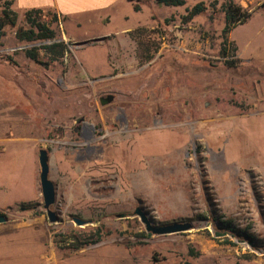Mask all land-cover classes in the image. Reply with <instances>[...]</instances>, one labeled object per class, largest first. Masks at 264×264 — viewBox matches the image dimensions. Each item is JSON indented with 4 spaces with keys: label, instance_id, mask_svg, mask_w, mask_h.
<instances>
[{
    "label": "rangeland",
    "instance_id": "obj_1",
    "mask_svg": "<svg viewBox=\"0 0 264 264\" xmlns=\"http://www.w3.org/2000/svg\"><path fill=\"white\" fill-rule=\"evenodd\" d=\"M184 1H128L112 22L78 27L43 11L56 39L27 42L18 37L31 29L26 13L0 0V264H264V0H234L250 17L225 53V0ZM200 2L206 12L185 22ZM5 9L15 25L3 22ZM61 42L67 52L51 61L43 48ZM42 149L56 224L41 192ZM139 207L154 227L193 229L147 233ZM223 222L254 240L227 234ZM97 231L98 244L72 249Z\"/></svg>",
    "mask_w": 264,
    "mask_h": 264
},
{
    "label": "trees",
    "instance_id": "obj_2",
    "mask_svg": "<svg viewBox=\"0 0 264 264\" xmlns=\"http://www.w3.org/2000/svg\"><path fill=\"white\" fill-rule=\"evenodd\" d=\"M130 2H139L140 0H128ZM155 2L159 6H184L186 2L184 0H155ZM136 11H140L139 5H136L135 7ZM223 12L225 13V27L223 30V48L222 51L226 52V45L228 43V36L229 34L240 24H243L249 17L250 14L248 11H246L241 5L236 4L234 0H225V3L222 7ZM206 12V6L205 3L200 2L196 6H194L192 9L188 10V14L184 17L185 22H190L194 17L203 14ZM43 11L41 10H31L26 12V21L29 23L31 29L28 31H22L18 33V37L21 41H27V42H35V41H53L56 39V32L52 30L49 25L46 23H43L41 21V14ZM216 13V11H214ZM4 14V21H10L12 25L16 24V16L9 10L5 9L3 11ZM13 16V17H12ZM12 17V19H10ZM52 22H59V18L56 14H53ZM2 24V21H1ZM141 31H136L132 33V36L135 37L136 40H138L140 36ZM45 51V55L51 59V61H56L62 57H64L65 53L67 52V45L64 42L61 43H54L49 46H45L43 48ZM26 55L29 59L33 61L39 60V55L37 54L36 50L26 51ZM147 60H151V57ZM231 64V63H230ZM222 227L227 230V234H232L235 237H237L239 240L244 241H253L254 238L251 234L248 232L240 231L232 227L230 222H223ZM96 240L91 242H86L83 244L75 245L72 247L73 250H81L83 247H87L91 244H98L101 236L100 231H97L95 233ZM156 264H158V260L156 257H153Z\"/></svg>",
    "mask_w": 264,
    "mask_h": 264
},
{
    "label": "crops",
    "instance_id": "obj_3",
    "mask_svg": "<svg viewBox=\"0 0 264 264\" xmlns=\"http://www.w3.org/2000/svg\"><path fill=\"white\" fill-rule=\"evenodd\" d=\"M128 0H14L18 12L31 10L49 11L59 19H65L68 25L74 27L101 23L119 14L127 6ZM47 262V261H46ZM49 264H155L152 258L144 257H102V258H55Z\"/></svg>",
    "mask_w": 264,
    "mask_h": 264
},
{
    "label": "water",
    "instance_id": "obj_4",
    "mask_svg": "<svg viewBox=\"0 0 264 264\" xmlns=\"http://www.w3.org/2000/svg\"><path fill=\"white\" fill-rule=\"evenodd\" d=\"M264 8V5H262ZM2 28L0 26V39H1ZM109 103L112 101V97L107 100ZM49 154L45 149L39 152V165L40 171V185L42 197L44 200V208L47 211L48 219L50 223L56 224L60 221L59 216L52 207L57 201V190L56 186L50 179V165H49ZM134 216H138L141 222L145 225L147 233H152L153 235H172L178 233L189 232L193 229L191 223H174L166 226L154 227L153 221L149 219L148 214L142 210V208H137ZM124 217V216H121ZM7 217L5 215H0V224L6 223Z\"/></svg>",
    "mask_w": 264,
    "mask_h": 264
},
{
    "label": "bare ground",
    "instance_id": "obj_5",
    "mask_svg": "<svg viewBox=\"0 0 264 264\" xmlns=\"http://www.w3.org/2000/svg\"><path fill=\"white\" fill-rule=\"evenodd\" d=\"M25 124V123H24ZM32 127V126H31ZM32 129V128H31Z\"/></svg>",
    "mask_w": 264,
    "mask_h": 264
}]
</instances>
